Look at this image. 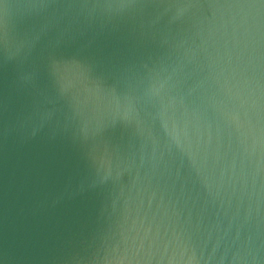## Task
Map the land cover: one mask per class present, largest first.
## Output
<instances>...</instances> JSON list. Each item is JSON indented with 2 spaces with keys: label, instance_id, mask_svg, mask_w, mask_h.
I'll list each match as a JSON object with an SVG mask.
<instances>
[{
  "label": "water",
  "instance_id": "1",
  "mask_svg": "<svg viewBox=\"0 0 264 264\" xmlns=\"http://www.w3.org/2000/svg\"><path fill=\"white\" fill-rule=\"evenodd\" d=\"M0 264H264V0H0Z\"/></svg>",
  "mask_w": 264,
  "mask_h": 264
}]
</instances>
